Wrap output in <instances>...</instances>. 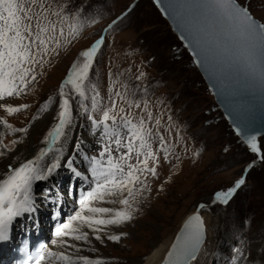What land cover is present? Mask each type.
Segmentation results:
<instances>
[{"label":"rangeland","instance_id":"obj_1","mask_svg":"<svg viewBox=\"0 0 264 264\" xmlns=\"http://www.w3.org/2000/svg\"><path fill=\"white\" fill-rule=\"evenodd\" d=\"M238 3L246 4L264 22V0H238ZM52 4L56 10L64 7L70 16L78 13L79 35L68 36V27L59 25L64 30L63 36L56 33L61 46L49 43V52L37 57L38 63L26 78V86H20L21 94L0 100V104L13 107L28 105L11 115L0 108V120L12 126L0 123L4 127L0 147L12 151L52 109V120L34 136L39 151L45 149L51 140H46L48 132L58 123L63 99L59 95L61 85L73 63L82 60L80 52L102 37L104 43L85 81L86 98L78 97L70 85L65 88L70 97L71 121L78 104L80 111L76 113L81 116L82 132L92 144H97L87 155L100 158L105 141L101 132L93 129L92 120L102 118L103 110L111 106L110 97L116 100L117 110L124 107L126 112L137 116L146 115L143 103L147 102V111L153 115L151 126L164 136L168 148L165 159L159 139L154 137L151 141L159 158L155 165L157 174L144 173L141 177L144 183L136 185L142 193L133 203V218L105 229L120 239L109 240L107 234L101 235L100 241L92 234L90 241L84 243L86 248H80L83 251L80 256L100 259L104 264H131L150 252L152 240L173 237L183 218L199 210L212 232L210 261L205 264H264V159L235 136L187 50L152 0H52ZM66 40L71 43H65ZM33 74L35 80H31ZM117 91L127 92V99L140 102L141 108H129L115 96ZM97 93L100 107L93 109L92 97ZM49 98L53 102L47 111H41ZM156 118L161 121L159 129L155 128ZM20 128H26L27 132L13 131ZM83 142L80 141L81 146ZM62 147L63 151L66 144ZM120 154L113 153L117 157ZM82 158L88 180L95 181L92 160ZM130 162L135 163L134 155ZM149 163L151 166L152 161ZM242 178L245 183L227 204L214 202L217 192L226 191ZM119 207L122 206L117 204L116 208Z\"/></svg>","mask_w":264,"mask_h":264},{"label":"snow or ice","instance_id":"obj_2","mask_svg":"<svg viewBox=\"0 0 264 264\" xmlns=\"http://www.w3.org/2000/svg\"><path fill=\"white\" fill-rule=\"evenodd\" d=\"M169 10L185 22L191 41L200 48L206 61L225 64L253 98L264 99V22L257 19L246 4L241 5L238 0H170ZM61 24L68 27V36L74 38L79 35L81 25L78 13L70 16L64 7L56 10L52 0H0V100L21 94L20 86H26V78L33 73V66L38 63L37 57L49 52V43H55L57 48L61 46L56 36L57 32L60 36L64 35L63 27H59ZM65 43L71 41L66 40ZM103 43L101 37L91 47L81 51L79 55L82 60L73 63L61 85V111L58 123L46 137V140L51 138L49 147L41 149L35 161L28 160L15 168L9 164L3 174L4 178H0V241L9 240L10 229L17 218L34 211L31 195L33 182L46 179V173H51L59 166L53 164L45 172L39 167V161L52 151V144L66 136V126L71 125L72 109L65 88L70 85L78 97L86 98L85 81L89 79L94 58ZM35 79L36 76L31 75V80ZM92 87L95 88V85ZM98 95L92 97L93 109L100 107ZM115 96L127 103L129 108H141L140 102L127 99V92L122 94L117 91ZM110 100L111 106L103 110L102 118L92 120L93 129L99 130L105 141L99 152L100 158H91L95 187L79 200L80 210L67 223L56 228L55 235L59 238L60 247L76 248L75 244H68L65 237L73 241L89 242L88 230L96 234V240H101L99 233L108 226L120 225L133 218V203L136 196L142 193V189L136 188V185L144 183L141 179L144 173L152 176L157 174L155 165L159 163V158L151 142L154 137L159 139L164 158L167 159L165 138L151 126L153 115L147 111L148 103H143L146 115L137 116L126 112L124 107L117 110L116 100L112 97ZM52 102L49 98L41 111H47ZM27 107L0 104V108H5L9 115ZM0 123L12 128L6 120H0ZM160 125V119L156 118L155 128L159 129ZM13 131L26 133L27 129ZM240 132L238 127L237 133ZM244 142L252 153L264 159V141L258 142L257 135L245 134ZM114 151L121 154L114 156ZM133 155L135 163L130 162ZM149 161H152L151 166ZM244 183L242 178L226 191L217 192L214 202L227 204ZM96 202L122 207L94 206ZM108 239L118 241L120 236L109 235ZM203 242V221L197 214L185 223L163 264H194ZM45 260L48 264H78V261L82 264H104L100 259H89L86 256L74 258L66 252L51 250L46 255L41 251L34 264H42Z\"/></svg>","mask_w":264,"mask_h":264},{"label":"bare ground","instance_id":"obj_3","mask_svg":"<svg viewBox=\"0 0 264 264\" xmlns=\"http://www.w3.org/2000/svg\"><path fill=\"white\" fill-rule=\"evenodd\" d=\"M78 107L79 105L76 104L73 120L67 129L65 138L60 143L52 144V151L48 152L47 155L42 157L39 161V167L45 172L46 169L51 167L53 164H58L59 166L55 167L51 173H46V179L33 182L31 195L34 211L25 213L22 217L17 218L13 223L14 228L17 229V233L21 230L23 231V229L25 231L36 230L37 232H45L50 240V245L46 251H44L45 255L48 250L62 251L65 249V252L68 255L78 257L83 253L80 248L82 246L86 248L87 246V244H84L85 242L73 241L70 237V239L65 237L67 243L75 244L76 248L67 246L60 247L58 243L59 238L55 235V233L51 232L52 225L57 217L62 216L61 225L67 223L70 218L80 210L79 200L95 187V181L91 182L88 180L86 176V168L83 166L81 159H83V152L91 159L92 157L87 155V151L91 150L93 145L94 147L97 146V144H92L89 141L88 136L85 138L86 135L82 132L83 126L81 124L80 113H76L77 111H80V108ZM54 109L55 108H53V110ZM51 110L45 114V116L38 123L31 127L29 133L22 137V142L19 143L12 151H5L0 147V153H2L0 154V178H4L3 174L9 164L15 168L22 163H26L28 160L35 161L40 155L34 136L39 135L43 127L47 126L52 120L53 116ZM2 129H4V127L0 124V139ZM80 141H85L83 142L84 146L80 145ZM65 144L66 147L62 151V146H65ZM48 147L49 145H45V148ZM38 190H40L39 193H37ZM94 206L116 208L117 204L96 202ZM204 217L205 216H203V218ZM205 219L206 218H204V224L207 238L198 255L197 261L194 262V264H205V262L210 261L208 254L211 252V245H213L211 240L212 232L205 223ZM46 225H49L51 229L48 230V226ZM88 231L90 241V236L95 233H92L91 230ZM109 232L107 233L105 230V232H101L99 234L109 235ZM172 239V236L163 241L155 238L149 244L150 252L141 260L134 261L131 264H160ZM0 242L1 247L5 250L4 253H8L11 250L8 248V245L14 244L15 239H13V235L9 232V240ZM77 248L80 250L77 251ZM42 264H48V261L45 260Z\"/></svg>","mask_w":264,"mask_h":264},{"label":"water","instance_id":"obj_4","mask_svg":"<svg viewBox=\"0 0 264 264\" xmlns=\"http://www.w3.org/2000/svg\"><path fill=\"white\" fill-rule=\"evenodd\" d=\"M152 2L168 24L172 33L187 50L197 72L201 76L206 88L211 93L214 103L236 137L245 146H247L244 142L245 134H255L257 135V140L263 138L264 99L259 97L253 98V96L241 86L235 74L226 68L225 64L206 61L204 59L200 48L191 41L185 27V22L169 10L170 0H152ZM238 127L241 129L240 134L237 133ZM197 214L200 215L203 221L205 242L207 234L204 218L198 211L190 213L182 221L160 264H163L172 244L184 229L185 223L190 217Z\"/></svg>","mask_w":264,"mask_h":264}]
</instances>
